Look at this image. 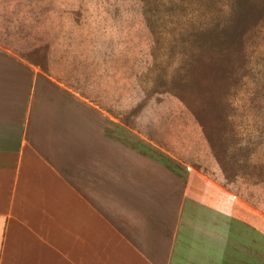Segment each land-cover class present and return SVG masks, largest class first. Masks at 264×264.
Masks as SVG:
<instances>
[{
    "label": "rangeland",
    "instance_id": "1",
    "mask_svg": "<svg viewBox=\"0 0 264 264\" xmlns=\"http://www.w3.org/2000/svg\"><path fill=\"white\" fill-rule=\"evenodd\" d=\"M0 43L79 67L82 94L253 226L260 264L264 0H0Z\"/></svg>",
    "mask_w": 264,
    "mask_h": 264
},
{
    "label": "crops",
    "instance_id": "2",
    "mask_svg": "<svg viewBox=\"0 0 264 264\" xmlns=\"http://www.w3.org/2000/svg\"><path fill=\"white\" fill-rule=\"evenodd\" d=\"M24 53L0 43V264H255L253 226L206 178L152 157L79 67Z\"/></svg>",
    "mask_w": 264,
    "mask_h": 264
}]
</instances>
